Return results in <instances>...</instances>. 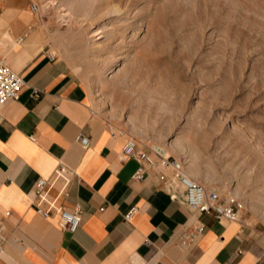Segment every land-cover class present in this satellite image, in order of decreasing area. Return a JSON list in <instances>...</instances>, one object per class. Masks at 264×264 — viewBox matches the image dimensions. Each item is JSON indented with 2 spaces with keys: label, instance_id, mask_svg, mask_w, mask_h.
Returning a JSON list of instances; mask_svg holds the SVG:
<instances>
[{
  "label": "rangeland",
  "instance_id": "obj_1",
  "mask_svg": "<svg viewBox=\"0 0 264 264\" xmlns=\"http://www.w3.org/2000/svg\"><path fill=\"white\" fill-rule=\"evenodd\" d=\"M35 3L114 132L181 160L264 228V0Z\"/></svg>",
  "mask_w": 264,
  "mask_h": 264
},
{
  "label": "crops",
  "instance_id": "obj_2",
  "mask_svg": "<svg viewBox=\"0 0 264 264\" xmlns=\"http://www.w3.org/2000/svg\"><path fill=\"white\" fill-rule=\"evenodd\" d=\"M33 2L0 0V57L25 81L0 108V264H264V228L243 214L235 222L199 214L203 232L186 238L196 215L170 197L172 173L134 178L139 164L122 158L125 136L95 113L84 84L52 51ZM59 163L76 172L61 198L81 210L74 232L32 204L35 181Z\"/></svg>",
  "mask_w": 264,
  "mask_h": 264
},
{
  "label": "built area",
  "instance_id": "obj_3",
  "mask_svg": "<svg viewBox=\"0 0 264 264\" xmlns=\"http://www.w3.org/2000/svg\"><path fill=\"white\" fill-rule=\"evenodd\" d=\"M31 10L38 12L36 3L31 4ZM25 84L22 76L14 70L3 58L0 57V108L9 99H16ZM34 95H37L34 93ZM122 135V132H118ZM80 144L86 148L89 146V138L83 134L77 136ZM122 158L135 159L139 166L134 178L140 179L148 169H160L161 172H171L172 179L167 184L170 197L179 203L186 205L196 215L194 220V232L188 235L190 241L201 234L204 226L199 223L197 216L202 213H211L217 220L228 222L239 221L243 203L234 198H224L218 190L209 189L203 184L193 180L186 174L182 161L163 152L154 154L143 149L133 137L126 139L122 148ZM73 168L64 163H59L48 177H39L34 183L33 207L43 217L56 213L62 226L69 232H74L80 224L81 210L78 206L71 209L61 204V198L67 196L69 186L75 177ZM176 181V183H175ZM56 189L55 193L52 191ZM135 208H131L124 214V219L129 220ZM181 240L184 242L185 239Z\"/></svg>",
  "mask_w": 264,
  "mask_h": 264
},
{
  "label": "bare ground",
  "instance_id": "obj_4",
  "mask_svg": "<svg viewBox=\"0 0 264 264\" xmlns=\"http://www.w3.org/2000/svg\"><path fill=\"white\" fill-rule=\"evenodd\" d=\"M158 149H159V148H158ZM159 151H160V152H163L162 149H159ZM187 174H188V173H187ZM188 176L191 177L192 175L190 176V174H188ZM191 178L193 179V176H192ZM193 180H194V179H193ZM195 181H196V180H195ZM175 183H176V181H175ZM215 190H217V189H215Z\"/></svg>",
  "mask_w": 264,
  "mask_h": 264
}]
</instances>
